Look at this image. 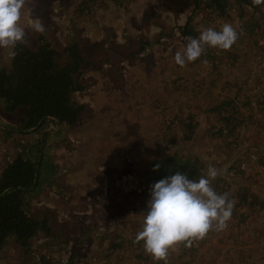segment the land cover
I'll use <instances>...</instances> for the list:
<instances>
[{
    "label": "rangeland",
    "instance_id": "rangeland-1",
    "mask_svg": "<svg viewBox=\"0 0 264 264\" xmlns=\"http://www.w3.org/2000/svg\"><path fill=\"white\" fill-rule=\"evenodd\" d=\"M208 3L27 0L21 25L29 47L37 48L43 39L62 50L82 36L91 40L79 44L89 64V86L73 95L88 111L80 124L65 130L62 140L53 145L50 160L58 172L43 186L45 192H60L61 185L69 191L73 181L88 180L97 185L93 177H103L111 179L115 197L120 199L113 208L109 201L102 204L99 198L87 199L81 213L76 214L88 218L82 221L81 229L89 230L86 238L96 239L99 249L82 247L76 255L72 250L64 251L61 246L68 247L64 244L49 250L52 242L43 240L24 248L10 239L0 253V264H164L146 254L142 242L133 241L148 211L154 184L151 164L174 154L199 158L205 175L210 165L220 170L212 186L218 193H229L236 203L226 230L210 231L191 248L175 246L169 251L167 264H264V169L254 163L247 170L239 167L244 153H264V5L228 4L230 16L220 17ZM35 19L45 25L44 34L30 29ZM186 23L195 37L209 27L219 31L230 23L239 38L227 51L205 46L201 59L182 68L174 57L187 43L188 36L181 33ZM12 59L6 49H0V68L9 67ZM229 100L232 104L218 108ZM5 107L6 101L0 97V124L17 129L9 134L0 126V174L30 139L28 132L18 130L26 108L10 113ZM99 115L102 121L97 119ZM235 118L240 122L236 124ZM222 128L224 135H215ZM230 130L237 139L227 136ZM105 133L113 137L106 143L112 145L117 157V170L110 175L101 170L103 158L97 149L103 152ZM232 140L233 145L229 144ZM131 142L142 147L134 156L128 154ZM138 160L145 167L132 168L131 161ZM79 168L88 171L86 179L74 176ZM95 189L98 186L92 193ZM38 193L40 190L30 201ZM104 209L113 217L102 226L96 225L90 217ZM73 223L75 227L67 228L80 229L79 223ZM114 228L118 229L117 237L112 234ZM76 244L87 245L84 241Z\"/></svg>",
    "mask_w": 264,
    "mask_h": 264
},
{
    "label": "trees",
    "instance_id": "trees-1",
    "mask_svg": "<svg viewBox=\"0 0 264 264\" xmlns=\"http://www.w3.org/2000/svg\"><path fill=\"white\" fill-rule=\"evenodd\" d=\"M208 1L207 7L218 11L220 17L230 16L226 7L228 4H249L255 8L261 6L254 5L252 0ZM198 8L199 5L195 10ZM181 33L195 37V33L188 28V23L181 27ZM16 52L18 54L12 59L11 65L0 68V97L6 101L7 112L26 108L19 129L28 132L44 121L39 128L27 133L30 136L29 141L23 144L18 156L0 174V253L10 239L15 240L21 247L31 246L42 222L33 216L30 199L44 185L50 183L58 172L50 160V151L56 142L62 140V133L78 125L88 111L86 104L73 97L76 92L84 91L89 86L86 77L89 64L77 41L57 50L42 39L37 48L20 44ZM228 103L231 100L225 101L218 108ZM46 117L49 119H45ZM235 122L237 124L240 121L235 118ZM3 130L9 134L15 132L10 128ZM232 130L227 131V136L237 139ZM45 131L48 133L42 139ZM224 133L225 129L222 128L215 135ZM233 143V140L229 141V144ZM42 145L44 154L39 167ZM258 154L264 164V154L262 151ZM248 155L249 153H244L242 157ZM157 165L158 170H154ZM177 172L187 174L192 180L205 175L199 158L190 159L180 154L156 159L151 164L154 183ZM251 205L253 204L249 203L248 206Z\"/></svg>",
    "mask_w": 264,
    "mask_h": 264
},
{
    "label": "clouds",
    "instance_id": "clouds-1",
    "mask_svg": "<svg viewBox=\"0 0 264 264\" xmlns=\"http://www.w3.org/2000/svg\"><path fill=\"white\" fill-rule=\"evenodd\" d=\"M27 0H0V49L8 51L14 58L20 44H27L26 30L21 25ZM256 6L264 0H252ZM30 29L44 34L45 25L40 19L30 24ZM239 35L230 23L222 25L219 31L212 27L203 30L198 37H186L183 51L175 54V63L185 67L197 61L205 52V46L230 50ZM204 64L208 61L204 60ZM159 165L156 166L158 170ZM221 171L209 166L207 175L189 179L187 174L177 172L159 180L151 186L148 211L144 214L142 230L137 232L136 244L142 242L146 254L155 262L167 264L169 251L179 244L191 248L193 243L206 238L210 231H224L232 218L236 201L229 193H218L212 186Z\"/></svg>",
    "mask_w": 264,
    "mask_h": 264
},
{
    "label": "crops",
    "instance_id": "crops-1",
    "mask_svg": "<svg viewBox=\"0 0 264 264\" xmlns=\"http://www.w3.org/2000/svg\"><path fill=\"white\" fill-rule=\"evenodd\" d=\"M89 42H91V40H89L87 37H84V36L78 39L79 44L85 45V44H88ZM101 117L102 116L99 115L97 119L102 121L103 118ZM102 135L105 136L104 139H102L105 142L103 144V152L99 150L101 149L100 147L97 148L99 155L103 158V161L101 162L100 166H101V170H104V173H105L104 175H107V174L110 175L111 172L117 170V169H114V167H116L117 157L115 155V152L111 148L112 145L106 143L107 140L109 139L111 140L113 139V137H108L106 133ZM131 138L132 137H130L129 139ZM136 140L139 141V139H136ZM82 144L83 143H81V145ZM237 147H238V144H237ZM127 148H128V154H133V156L136 154L135 153L136 150L138 151L142 149V147L136 148V144L134 142H131ZM139 155H141V153ZM240 155H242V153ZM240 157L241 156H239V158L237 157V159H240ZM131 162L134 163L132 164V168L134 169H138L139 167H145V163L143 164L139 160L136 163L134 161H131ZM77 175H79L80 179H86L88 175V171L82 168H79L78 170L74 171V176H77ZM92 181L95 182V184L97 185L89 183V181L86 180L83 183L73 181L71 187L69 186L70 188L69 191L67 189H64L62 185L60 186L61 187L60 192H56L53 189H51L53 193L51 192V190H50L51 193L45 192V189H46L45 187H42L43 188L42 191H41L42 188L40 189L41 193L36 194L35 196L36 198L30 201V207H31L33 216L38 221L42 222V227L38 230L37 235L34 236V238L32 239V244L41 243L43 240L44 242H48V243L52 242V244H48L49 250L51 248L52 249L58 248V246H61V244H64L68 246V247L61 246L64 251L68 252V249H69V251L72 250L71 252L76 253V255H78V252L83 248H86V250L99 249L97 246L96 239L90 238V241H89V239L86 238V236L87 237L89 236V230L81 229L82 227H84L82 221L87 217H83L84 215L82 214L80 215H76V214L81 213L79 212V209H81V207H83L87 203V199L99 198L98 200H101L102 204L109 201L108 203H110V207L113 208L114 204H116L120 198L115 197L117 193L113 191L115 189V186H113L114 184L111 181V179L109 178L106 179L102 177L99 180H97L96 177H93ZM109 183L112 186H110ZM95 186H98L99 189L93 190V193H92V189ZM43 198L45 199V201L42 200ZM72 212H75V213L72 214ZM111 217H113V214H111L108 209H104V211H102L98 215L91 216L90 220L94 221L96 225L102 226L104 222L108 219L110 220ZM73 222L79 223L81 225L80 229H78L79 231L71 230L67 228L68 226L75 227ZM112 230H115V233H112V234H114V236L117 237L119 235L117 231L118 229L114 228ZM100 235L101 234L99 233L96 234L98 238ZM82 241H84L87 245L77 246L78 244H76V242H82ZM48 255L51 256L52 253L48 252Z\"/></svg>",
    "mask_w": 264,
    "mask_h": 264
},
{
    "label": "built area",
    "instance_id": "built-area-1",
    "mask_svg": "<svg viewBox=\"0 0 264 264\" xmlns=\"http://www.w3.org/2000/svg\"><path fill=\"white\" fill-rule=\"evenodd\" d=\"M251 163L256 164L258 169L259 168L264 169V164L260 161L259 155H256L255 153H252L247 157H242L240 159L239 167L240 169L247 170ZM261 182L264 183V175L261 177Z\"/></svg>",
    "mask_w": 264,
    "mask_h": 264
},
{
    "label": "water",
    "instance_id": "water-1",
    "mask_svg": "<svg viewBox=\"0 0 264 264\" xmlns=\"http://www.w3.org/2000/svg\"><path fill=\"white\" fill-rule=\"evenodd\" d=\"M45 119H49V117H46ZM44 120H42L39 125L31 130L28 131V133L32 132L33 130L39 128L41 126V124L43 123ZM0 126L2 127H5V128H11V129H17V128H14V127H10V126H6V125H2L0 124ZM20 131H24V130H21V129H18ZM25 132V131H24ZM48 133V131H45L43 134H42V139L44 138V136ZM43 154H44V146L42 145L41 147V154H40V160H39V167L41 166V160L43 158Z\"/></svg>",
    "mask_w": 264,
    "mask_h": 264
}]
</instances>
